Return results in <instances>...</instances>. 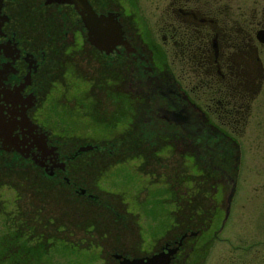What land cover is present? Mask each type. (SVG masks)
Wrapping results in <instances>:
<instances>
[{
  "label": "flooded vegetation",
  "instance_id": "obj_1",
  "mask_svg": "<svg viewBox=\"0 0 264 264\" xmlns=\"http://www.w3.org/2000/svg\"><path fill=\"white\" fill-rule=\"evenodd\" d=\"M247 3L180 0L158 34L124 0H0V264L57 239L95 243L91 264H219V241L238 234V219H213L219 177L264 77V6ZM91 13L114 16L112 44L91 41ZM258 241L236 245L240 264H264Z\"/></svg>",
  "mask_w": 264,
  "mask_h": 264
},
{
  "label": "rangeland",
  "instance_id": "obj_2",
  "mask_svg": "<svg viewBox=\"0 0 264 264\" xmlns=\"http://www.w3.org/2000/svg\"><path fill=\"white\" fill-rule=\"evenodd\" d=\"M169 1H172V4L180 2V0H124V8H135L139 15L140 24L160 34L159 28L164 23L163 16L169 10L168 7L172 5ZM246 1L249 3V5L247 3L245 6L246 9L252 5L257 7L264 6V0ZM262 18L259 15L247 16V21L243 28L251 30L253 33L257 25L263 21ZM260 56L264 66V52L262 53L261 51ZM153 60L156 64L159 63L157 55H153ZM174 73L177 74L175 70ZM249 116L246 123L232 134L239 146V150L237 169L233 178L234 190L229 201L227 214L223 217V213L219 208L214 213L213 219H238L234 223L236 233H238L236 240L230 238V247L227 245L228 242L226 240H221L219 241L221 242L219 243V249H214L217 251L219 264H229V258L233 254L235 257L233 261L240 264L238 259L242 256L237 253L239 248L234 250L236 245H250L252 241L259 239L262 242H256V247L259 249L264 247V234H260L261 231H258V233L253 232L255 219H264V77L258 91L252 92L251 114ZM140 147L142 148L143 145H140ZM182 157L183 159H181L183 163H186L185 166L187 167L188 161H186L185 154ZM173 159H175L174 154ZM135 178L139 180L142 189V185H146V178H149V175L136 174ZM100 183H103L102 179H100ZM148 187L150 194H153L154 187L151 185H148ZM2 204L6 205L7 201L4 200ZM155 207L152 203L149 206L141 207L140 215L142 219H140V222L145 220L144 218L151 214ZM0 227L3 230L4 224L1 223V220ZM20 237V235L16 236L18 239ZM244 237L246 239H241ZM28 244L29 246L23 250V256L18 255L19 251L12 252L13 262L19 260L18 264H91L98 260L99 247L95 243H90V248L86 250L78 247L70 248L62 240L57 239L47 251L43 250L41 244H36L34 240H30Z\"/></svg>",
  "mask_w": 264,
  "mask_h": 264
},
{
  "label": "water",
  "instance_id": "obj_3",
  "mask_svg": "<svg viewBox=\"0 0 264 264\" xmlns=\"http://www.w3.org/2000/svg\"><path fill=\"white\" fill-rule=\"evenodd\" d=\"M60 1H67V2H75L77 0H60ZM85 24L88 29V34L93 41L98 46H104L106 44H112L115 38L120 35V28L119 24L115 20L114 16L110 13L107 14H100L96 15L94 13L89 14L86 18L83 17ZM256 37L258 40H264V31L259 30L256 33ZM235 170H231L229 175V180L231 182V188L229 191H226V196L224 198L225 206L223 207V217L226 216L228 210L229 199L231 196V192L233 189V177H234ZM158 262V263H157ZM147 264H162L163 259L159 256H152L147 261Z\"/></svg>",
  "mask_w": 264,
  "mask_h": 264
},
{
  "label": "trees",
  "instance_id": "obj_4",
  "mask_svg": "<svg viewBox=\"0 0 264 264\" xmlns=\"http://www.w3.org/2000/svg\"><path fill=\"white\" fill-rule=\"evenodd\" d=\"M187 211H190V209L187 208Z\"/></svg>",
  "mask_w": 264,
  "mask_h": 264
}]
</instances>
